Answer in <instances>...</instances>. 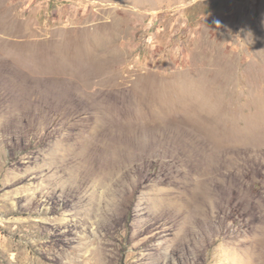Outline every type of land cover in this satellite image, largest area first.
<instances>
[{
    "label": "rangeland",
    "instance_id": "374dc122",
    "mask_svg": "<svg viewBox=\"0 0 264 264\" xmlns=\"http://www.w3.org/2000/svg\"><path fill=\"white\" fill-rule=\"evenodd\" d=\"M0 264H264V0H0Z\"/></svg>",
    "mask_w": 264,
    "mask_h": 264
},
{
    "label": "bare ground",
    "instance_id": "6f19581e",
    "mask_svg": "<svg viewBox=\"0 0 264 264\" xmlns=\"http://www.w3.org/2000/svg\"><path fill=\"white\" fill-rule=\"evenodd\" d=\"M114 169H115V168H114ZM100 180H101V179H100ZM100 180H99V181H100Z\"/></svg>",
    "mask_w": 264,
    "mask_h": 264
}]
</instances>
